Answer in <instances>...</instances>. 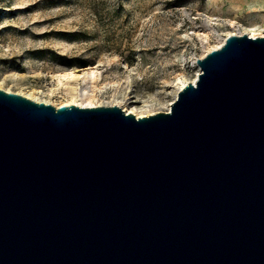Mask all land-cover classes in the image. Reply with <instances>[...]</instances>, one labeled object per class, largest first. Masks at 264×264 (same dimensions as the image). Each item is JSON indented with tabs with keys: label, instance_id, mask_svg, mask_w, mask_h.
Returning a JSON list of instances; mask_svg holds the SVG:
<instances>
[{
	"label": "water",
	"instance_id": "95a60500",
	"mask_svg": "<svg viewBox=\"0 0 264 264\" xmlns=\"http://www.w3.org/2000/svg\"><path fill=\"white\" fill-rule=\"evenodd\" d=\"M194 63L139 117L0 89V264H264V36Z\"/></svg>",
	"mask_w": 264,
	"mask_h": 264
},
{
	"label": "rangeland",
	"instance_id": "374dc122",
	"mask_svg": "<svg viewBox=\"0 0 264 264\" xmlns=\"http://www.w3.org/2000/svg\"><path fill=\"white\" fill-rule=\"evenodd\" d=\"M243 33L264 36V0H0V89L165 111L195 58Z\"/></svg>",
	"mask_w": 264,
	"mask_h": 264
},
{
	"label": "bare ground",
	"instance_id": "6f19581e",
	"mask_svg": "<svg viewBox=\"0 0 264 264\" xmlns=\"http://www.w3.org/2000/svg\"><path fill=\"white\" fill-rule=\"evenodd\" d=\"M229 35H230V34H229ZM256 36H259V35H254V34L251 35V37H256ZM224 39H225V38L221 39V40L219 41V44L215 45V46L212 47L211 49H214V48L219 47V46L223 43ZM211 49H209V50H211ZM209 50H208V51H209ZM84 76H85V78H86L87 80H93L94 78H96L97 73H96V71H94V70H90V71L84 73ZM86 79H85V80H86ZM194 80H195V79L191 80V82H194ZM187 82H188V81H186V80H180V79L177 81L175 95H176L177 91H178L179 89H181V88H182ZM4 90H5V91H9V90H7V89H4ZM80 93H81V92H80ZM80 93H79V94H80ZM21 95H24L25 97H28V98L33 99V100H35V101H39V100H37L36 98H33V97H31V96H29V95H27V94H23V93H21ZM82 96H83V100H81L82 102H80V103H79V102H78V103H77V102H73V101H75V100H73L72 102L64 103L63 105L75 104V105H79V106H95L94 104L91 103V102H92V101H90L91 98L89 99V97H88V95H87V92H86V93L83 92V93H82ZM169 105H170V104H168V107L166 108L167 110L169 109ZM125 111H126V112H130V113H133V114H135V116H137V117L151 114V113H148V114H136L137 112L134 113V111H133L132 109H125ZM139 113H140V112H139Z\"/></svg>",
	"mask_w": 264,
	"mask_h": 264
}]
</instances>
